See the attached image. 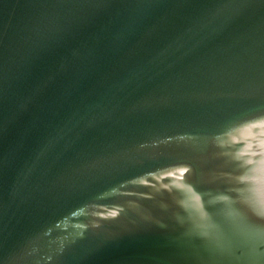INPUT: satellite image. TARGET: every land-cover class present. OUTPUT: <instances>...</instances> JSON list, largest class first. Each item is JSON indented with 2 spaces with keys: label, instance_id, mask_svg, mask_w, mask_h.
Instances as JSON below:
<instances>
[{
  "label": "water",
  "instance_id": "obj_1",
  "mask_svg": "<svg viewBox=\"0 0 264 264\" xmlns=\"http://www.w3.org/2000/svg\"><path fill=\"white\" fill-rule=\"evenodd\" d=\"M0 264H264V0H0Z\"/></svg>",
  "mask_w": 264,
  "mask_h": 264
}]
</instances>
